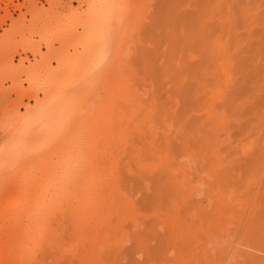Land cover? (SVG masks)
<instances>
[{
    "label": "rangeland",
    "instance_id": "1",
    "mask_svg": "<svg viewBox=\"0 0 264 264\" xmlns=\"http://www.w3.org/2000/svg\"><path fill=\"white\" fill-rule=\"evenodd\" d=\"M166 1L107 0L113 26L102 52L85 62L70 41L83 31L89 0H0V212L10 190L24 182L29 190L39 182L62 190L83 183L86 159L100 151L99 142H93L96 116L87 107L98 111L107 92L105 78L123 73L140 98L138 113L148 107L157 112L158 132L150 140L161 141L165 118L176 136L168 143L173 157L133 164L128 194L140 218H121L127 236L112 239L117 249L107 264H264V0H217L220 8L207 22L212 34L186 43L188 22L165 34L170 25L163 20ZM178 1L183 18L195 16L191 2ZM243 9L251 13L245 20ZM60 53L77 62L70 72L57 68ZM30 79L38 82L34 89ZM16 88L30 91L39 102L28 96L20 100ZM49 92L67 100L61 126L50 130L53 135L35 152L17 155L19 166L8 168L3 147L26 122L21 117L38 110ZM187 142L189 157L175 155ZM47 199L48 204L57 200L55 195ZM7 224L0 219V232ZM247 229L262 240L253 244ZM2 243L0 235V251ZM39 253L33 264H54ZM71 256L76 252L63 257Z\"/></svg>",
    "mask_w": 264,
    "mask_h": 264
},
{
    "label": "bare ground",
    "instance_id": "2",
    "mask_svg": "<svg viewBox=\"0 0 264 264\" xmlns=\"http://www.w3.org/2000/svg\"><path fill=\"white\" fill-rule=\"evenodd\" d=\"M89 1L90 4L88 3L84 18L81 17L84 20L83 31L73 41H70L75 54H78L79 57L83 56L85 62L90 54L97 56L102 52L105 36L113 26L109 16L110 10L108 11V7H106L107 0ZM188 1L192 4L194 17L183 18L179 13L180 1L167 0L165 6L167 5L168 8L165 9L163 19L170 23L165 33L167 36L171 35V30L176 29L178 23L182 25L188 22L191 36L182 38V42L185 43L196 42L198 37L205 33L211 35L213 27L208 23L213 19V13L220 8L217 0ZM246 5L244 4V6ZM207 15L211 17H206ZM250 15L248 9H243L244 20ZM53 35L46 36L45 40H49ZM63 41L67 42V39L64 38ZM67 56L66 53L59 54L57 68L64 66V69L66 68L70 72L77 62L75 63V59ZM84 61L81 62L80 69L76 67L78 78L83 74L81 67L84 66ZM197 75V72L193 74L194 77ZM66 79L56 81L59 83ZM62 84L64 85V83ZM37 85L36 80L34 82V79H30V88L37 87ZM103 86L101 90L106 93L104 96L102 95L100 109L95 111L94 105L87 107L96 116L93 142H99L100 151L96 155L90 156V159H86L87 168L84 170L83 183L68 186L64 190L61 187L52 189L43 182L37 183L31 190L25 182L20 187H13L7 194V202L0 212V219L8 223L0 232L3 239L0 264H33L42 249L40 246H44V244L41 245L42 242L46 240H48L45 242L47 247H43L46 250L44 252L42 249V252L54 264L112 263V260H109L111 259L110 254L115 253L117 249L112 243V239L117 240L119 237L127 236L121 218L126 222L127 220L136 221L140 218V213L137 214L134 211L132 200L128 194L133 183V164L138 163L142 167V162L147 158L173 157L174 150L172 147L169 149L171 144L169 138H175L176 134L173 136L169 129L172 125L168 124L170 119L165 118V124L161 125L164 128V136L161 139L155 138L161 141L150 140L155 135L157 136L158 129L154 125V117L157 112L153 107H148L144 114L138 113L141 101L133 89L134 83L127 74L120 73L112 78L106 77ZM16 91H18L20 100L28 96L34 99L35 103L39 102L36 95L29 94L30 91L28 94L17 88ZM66 102L64 95L49 92L38 110L31 109L21 117L20 121L25 120L26 122H22L19 126L12 139L13 142L9 146L3 147L7 153L3 152L7 155L3 153L5 156L2 158H7L8 168L19 166L20 158L18 159L17 155L35 152L45 143V137L53 135V130L61 126V122L64 120V111L67 110ZM210 125H213L212 120ZM146 135H149L147 139ZM182 139L184 140V138ZM205 139L208 141V137ZM181 144H183L182 147L176 150L175 155H179L181 158L189 157L188 142L187 145ZM112 154L114 155L112 156ZM28 191L33 196H28L29 202L20 207V202ZM16 194H18V198L14 199ZM48 195H55L56 202L48 204ZM63 197L65 198L64 203L61 202ZM119 199L122 200L121 203H117ZM42 208L49 209L52 213L43 216L38 213V210ZM33 210H37L35 215L32 214ZM58 212L60 214L56 215ZM32 220L35 221L33 227L30 226ZM29 233H32L34 238L27 240ZM247 233L253 242L249 240V237H247L248 240L253 244L262 240L261 235L258 234V239H255V232L252 233L248 230ZM84 241H88L89 245L86 246ZM70 252H76V256L63 257L65 253ZM104 253H109L108 260L103 258ZM250 253L245 252V257L256 258L254 253ZM37 264H45V262L39 261Z\"/></svg>",
    "mask_w": 264,
    "mask_h": 264
}]
</instances>
